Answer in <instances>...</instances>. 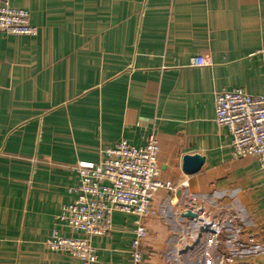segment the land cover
Here are the masks:
<instances>
[{"label":"crops","instance_id":"1","mask_svg":"<svg viewBox=\"0 0 264 264\" xmlns=\"http://www.w3.org/2000/svg\"><path fill=\"white\" fill-rule=\"evenodd\" d=\"M10 1L38 33L0 32V264H82L45 245L73 234L59 219L80 182L71 165L149 133L175 189L146 220V264H264V167L234 158L215 120L218 92L264 94V0ZM198 54L215 64L191 66ZM188 154L200 170L182 169ZM134 220L115 211L92 264H131Z\"/></svg>","mask_w":264,"mask_h":264},{"label":"built area","instance_id":"2","mask_svg":"<svg viewBox=\"0 0 264 264\" xmlns=\"http://www.w3.org/2000/svg\"><path fill=\"white\" fill-rule=\"evenodd\" d=\"M0 32L34 36L38 27L31 22L28 10L13 6L10 0H2ZM214 64L208 54L191 58V66ZM215 107L216 122L227 127L231 134L233 157H253L264 167V94L252 95L243 88L220 91L215 96ZM159 153L157 136L149 133L143 145L121 139L103 150L98 163L79 161L71 165V170L79 173L80 182L75 188L76 198L64 205L59 219L73 234L63 235L54 230L45 241L47 248L71 255L82 264H92L98 259L93 238L111 231L113 214L121 211L135 217L131 264H146V220L158 215L154 205L157 193L175 189L172 181L160 176ZM199 218L195 220L202 230L212 231L216 238L222 233L221 221L210 223L202 215Z\"/></svg>","mask_w":264,"mask_h":264},{"label":"water","instance_id":"3","mask_svg":"<svg viewBox=\"0 0 264 264\" xmlns=\"http://www.w3.org/2000/svg\"><path fill=\"white\" fill-rule=\"evenodd\" d=\"M204 163V157L199 154H188L183 158L182 169L187 173H193L201 169ZM187 216L196 217L197 214L189 210L186 213Z\"/></svg>","mask_w":264,"mask_h":264},{"label":"rangeland","instance_id":"4","mask_svg":"<svg viewBox=\"0 0 264 264\" xmlns=\"http://www.w3.org/2000/svg\"><path fill=\"white\" fill-rule=\"evenodd\" d=\"M157 139H158V138H157ZM158 141H159V140H158ZM159 146H160V144H159ZM200 216H201V215H200ZM197 218H198V215L195 217V219H197ZM203 218L206 219V220H209L210 223H213L212 219H209L207 216H205V217L203 216Z\"/></svg>","mask_w":264,"mask_h":264}]
</instances>
